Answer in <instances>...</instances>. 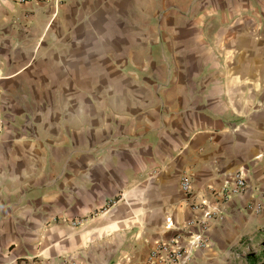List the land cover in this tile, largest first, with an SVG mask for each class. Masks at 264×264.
<instances>
[{"label": "crops", "instance_id": "1", "mask_svg": "<svg viewBox=\"0 0 264 264\" xmlns=\"http://www.w3.org/2000/svg\"><path fill=\"white\" fill-rule=\"evenodd\" d=\"M263 186L264 0H0V264H254Z\"/></svg>", "mask_w": 264, "mask_h": 264}, {"label": "built area", "instance_id": "2", "mask_svg": "<svg viewBox=\"0 0 264 264\" xmlns=\"http://www.w3.org/2000/svg\"><path fill=\"white\" fill-rule=\"evenodd\" d=\"M17 3H24L29 0H13ZM235 189L239 192L247 187L244 176L241 173L234 175ZM180 190L185 195H190L192 192V180L189 173H185L180 179ZM260 194L264 197V186L262 187ZM225 198H228L226 192H224ZM205 205L203 202L200 204H193L194 209L202 208ZM218 216L216 209L206 208L203 210V216L196 223L200 226V230L192 235L188 242L182 244L179 237L173 238L169 242H160L154 249H152L148 255L144 264H190L195 251L203 249L208 245L207 239V227L208 223L216 219ZM81 221L71 220L70 225L73 227L81 224Z\"/></svg>", "mask_w": 264, "mask_h": 264}, {"label": "trees", "instance_id": "3", "mask_svg": "<svg viewBox=\"0 0 264 264\" xmlns=\"http://www.w3.org/2000/svg\"><path fill=\"white\" fill-rule=\"evenodd\" d=\"M254 261H255L254 264H257V262H260V264H264V248L261 251V253L257 257L254 258Z\"/></svg>", "mask_w": 264, "mask_h": 264}]
</instances>
